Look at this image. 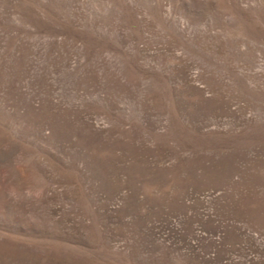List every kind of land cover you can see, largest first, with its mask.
Returning a JSON list of instances; mask_svg holds the SVG:
<instances>
[{"label":"rangeland","instance_id":"obj_1","mask_svg":"<svg viewBox=\"0 0 264 264\" xmlns=\"http://www.w3.org/2000/svg\"><path fill=\"white\" fill-rule=\"evenodd\" d=\"M0 264H264V0H0Z\"/></svg>","mask_w":264,"mask_h":264}]
</instances>
